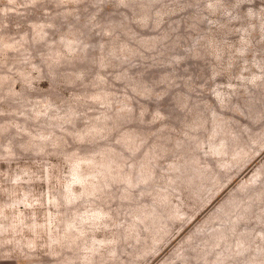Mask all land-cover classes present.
Listing matches in <instances>:
<instances>
[{
    "label": "rangeland",
    "instance_id": "1",
    "mask_svg": "<svg viewBox=\"0 0 264 264\" xmlns=\"http://www.w3.org/2000/svg\"><path fill=\"white\" fill-rule=\"evenodd\" d=\"M248 257L264 263V0H0V264Z\"/></svg>",
    "mask_w": 264,
    "mask_h": 264
},
{
    "label": "trees",
    "instance_id": "2",
    "mask_svg": "<svg viewBox=\"0 0 264 264\" xmlns=\"http://www.w3.org/2000/svg\"><path fill=\"white\" fill-rule=\"evenodd\" d=\"M146 14V11L144 10V9H142V11H141V16L140 17H143L144 15ZM81 53H84V51H85V49L83 48V47H81ZM131 53H134L135 51H130ZM66 76V78L67 79H69L70 77L66 74L65 75ZM139 87V89L140 90H143L142 92H144V93H146L147 92V90H148V87H146V88H144L143 86L144 85H142V84H140L139 83V85H138ZM122 115L121 114H118V115H116L115 117H114V121H117L118 119H120V117H121ZM131 136L132 135H129V136H127V137H125V138H127V139H131ZM110 157H108V158H106L105 160H104V163H103V165H104V174H107L106 176H108V174L109 173H111V170H112V167H111V164H110ZM191 166H193V164L192 163H194V158H192V159H190V161L188 160L187 161ZM194 167V166H193ZM116 169V167L115 168H113V170H115ZM196 170H198V169H196ZM199 170H201V169H199ZM110 175V174H109ZM210 175V177L212 176L211 174H209ZM214 177V176H213ZM149 179V177H145V176H143V177H138L137 179H135L134 181H133V183L132 184H137V183H139V182H144V180L145 181H147ZM211 182H213L214 180H215V177H214V179L213 180H211L210 178H208ZM200 189H202V187L201 188H199L198 190H200ZM244 217H246L245 215H244ZM258 217V216H257ZM150 218H151V221H157L158 220V215H151L150 216ZM231 228H232V224H231ZM228 230H230V228L228 229ZM227 233H223L222 234V236L219 238V239H215L214 240V243L215 242H217V241H223L224 239H226L227 238ZM211 239H213L212 238V236L210 235V237H209V240H211ZM211 242V241H210ZM240 249L238 250V252L239 253H241V252H243L244 251V253H246L245 251H246V248H247V246L245 245L244 247H239ZM263 250V249H262ZM257 253H261V252H257ZM247 254V253H246ZM250 260V257H248L247 259H246V263L248 264V261ZM245 263V264H246ZM249 264H252V262L251 263H249ZM254 264V263H253ZM257 264H264V263H260V261L257 263Z\"/></svg>",
    "mask_w": 264,
    "mask_h": 264
}]
</instances>
